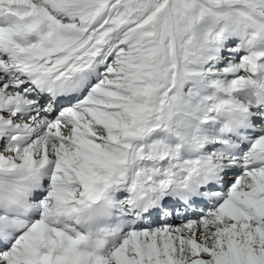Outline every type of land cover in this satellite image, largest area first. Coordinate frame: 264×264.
<instances>
[{"label":"snow or ice","instance_id":"6c2138e0","mask_svg":"<svg viewBox=\"0 0 264 264\" xmlns=\"http://www.w3.org/2000/svg\"><path fill=\"white\" fill-rule=\"evenodd\" d=\"M0 264H264V0H0Z\"/></svg>","mask_w":264,"mask_h":264},{"label":"clouds","instance_id":"9594fccd","mask_svg":"<svg viewBox=\"0 0 264 264\" xmlns=\"http://www.w3.org/2000/svg\"><path fill=\"white\" fill-rule=\"evenodd\" d=\"M196 78H193L195 80ZM194 92L198 95L193 101L194 105H199L201 108V115L203 109L208 106L209 102L203 101V97L213 95V91L207 89L203 84L190 83ZM217 122L215 125L198 124V121L191 116L186 115V110L180 109L176 115L172 118L173 137L175 142L176 135H184L191 132L192 129L188 125L199 126L202 129H210L212 127H219L223 124H234L240 119L239 113L232 109L222 110L217 114ZM111 194H105L103 199L95 203L88 204L81 208L78 214H74L75 219H78L81 224V229L86 237V245L96 250H102V248L108 243V241L115 235H118L117 229L119 225V216L117 210L111 206ZM30 197L26 203H30Z\"/></svg>","mask_w":264,"mask_h":264}]
</instances>
